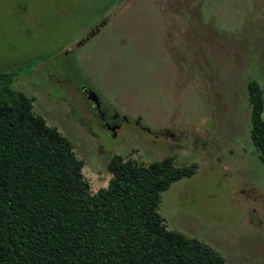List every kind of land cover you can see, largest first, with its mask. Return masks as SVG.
<instances>
[{
    "label": "rangeland",
    "instance_id": "obj_1",
    "mask_svg": "<svg viewBox=\"0 0 264 264\" xmlns=\"http://www.w3.org/2000/svg\"><path fill=\"white\" fill-rule=\"evenodd\" d=\"M200 3L0 0V72L23 68L13 88L72 144L92 193L107 187L113 155L172 157L195 172L161 193L166 229L225 264H264V165L246 90L256 81L264 102V0ZM80 89L116 118L115 138Z\"/></svg>",
    "mask_w": 264,
    "mask_h": 264
},
{
    "label": "trees",
    "instance_id": "obj_2",
    "mask_svg": "<svg viewBox=\"0 0 264 264\" xmlns=\"http://www.w3.org/2000/svg\"><path fill=\"white\" fill-rule=\"evenodd\" d=\"M22 70L0 72V264H225L206 243L167 230L158 213L161 193L193 167L113 155L107 187L92 193L72 144L13 88ZM246 90L264 165L263 91L254 80Z\"/></svg>",
    "mask_w": 264,
    "mask_h": 264
},
{
    "label": "flooded vegetation",
    "instance_id": "obj_3",
    "mask_svg": "<svg viewBox=\"0 0 264 264\" xmlns=\"http://www.w3.org/2000/svg\"><path fill=\"white\" fill-rule=\"evenodd\" d=\"M80 90H81L82 94L85 96V98L87 99L88 92H90V91L87 90V92H86L85 89H80ZM92 105H93V103H92ZM93 107H94V105H93ZM94 111L98 115V117L100 118V120L102 122V127L107 131V133L111 137L115 138L117 136L118 129L120 128V125L116 122V118L107 117L105 112H103V110L101 108V104H100V108L94 107Z\"/></svg>",
    "mask_w": 264,
    "mask_h": 264
},
{
    "label": "water",
    "instance_id": "obj_4",
    "mask_svg": "<svg viewBox=\"0 0 264 264\" xmlns=\"http://www.w3.org/2000/svg\"><path fill=\"white\" fill-rule=\"evenodd\" d=\"M85 91L87 92V90ZM87 99L91 101L95 105L96 108L100 107V102L98 101L97 96L94 93L88 92Z\"/></svg>",
    "mask_w": 264,
    "mask_h": 264
}]
</instances>
